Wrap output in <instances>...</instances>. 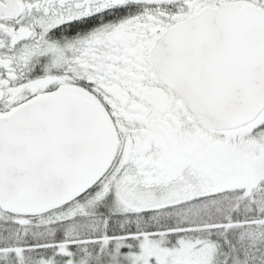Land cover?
I'll return each mask as SVG.
<instances>
[{
  "label": "snow or ice",
  "instance_id": "obj_1",
  "mask_svg": "<svg viewBox=\"0 0 264 264\" xmlns=\"http://www.w3.org/2000/svg\"><path fill=\"white\" fill-rule=\"evenodd\" d=\"M0 264H264V0H0Z\"/></svg>",
  "mask_w": 264,
  "mask_h": 264
}]
</instances>
